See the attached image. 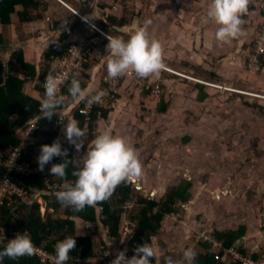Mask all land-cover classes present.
I'll use <instances>...</instances> for the list:
<instances>
[{
	"label": "crops",
	"instance_id": "0c3cea01",
	"mask_svg": "<svg viewBox=\"0 0 264 264\" xmlns=\"http://www.w3.org/2000/svg\"><path fill=\"white\" fill-rule=\"evenodd\" d=\"M34 1L40 3L39 10L44 13L43 18L22 22L19 13L23 11L25 7L21 2H18L14 6L15 13L11 17V24L3 26L0 20V34H3L0 41V62L8 65L12 61L14 54L22 53L25 62L28 65L36 67L37 73L40 76L47 65L50 48L60 41L68 44L78 42L87 34L88 28L87 25L60 0ZM63 1L89 15V17L94 19L96 26L101 27L107 34L122 36L125 39L134 23L142 22L144 19L150 18L152 23L147 26L148 35L150 38L154 37L160 41L165 68L199 78L203 83H223L233 88L240 87L253 94H264V69L261 70L259 74H253L246 70L247 58L254 47V42L260 31L263 20L262 14L258 10L252 11L249 16H245L242 13L241 31L236 36L230 37L225 41H218L214 35L217 25L205 23L202 20L210 0H143L131 6H127V4L120 1L116 4L120 12H114L109 5L105 4L104 9L106 10V14H99V10L95 11L91 8H85L79 0ZM103 44L104 41L101 40V46L105 49ZM106 52L108 55L107 50ZM106 73V58L97 62L96 65L92 66L90 70L87 71L86 75L88 77L85 81L82 79V82L85 88L90 90L89 94L96 92L102 87V77ZM19 76L20 78L25 77L23 74H19ZM242 78L244 81H241ZM37 83L38 78L36 80H31L27 85L26 92L29 96L38 100V97L42 95L36 88ZM161 84L164 85L165 89L170 91L174 90V95L172 97L175 99L183 98L189 91L190 86L193 87L194 85L197 87L198 85H202L199 83L196 85V83L162 70L156 74H150L147 77H138L134 75L133 78H125L122 81L118 106L110 110L106 118H101L99 120L96 134L104 129H109L115 134L124 136L133 147H135L133 142L136 141V139L139 141L142 137L145 139L150 138L151 132L147 128L148 124L144 121L146 118L142 115L143 109H147L148 106H151V108L147 110L149 113L156 108L158 109V106L152 107L154 106L153 101L155 99L160 100L159 104L162 103L161 100L168 103V90L159 98L148 92L149 88H154V86ZM204 86L206 87L205 89H199V87H197V89L194 88L200 92V95L202 94L201 90L207 92L209 96H212L209 91L220 94L211 86ZM258 86L262 87V89L260 90ZM244 99L248 98L244 97ZM80 101L81 100H76L71 103L69 107L62 112V115L65 117L62 120L60 143L66 145L71 144L64 135L63 124L66 123L67 118L75 119L72 114V109ZM256 101L264 103V101ZM167 112H169V108L161 113L164 116ZM136 144L138 146V143ZM83 152L84 149L81 146L79 150L75 149L74 155L80 158ZM136 153L140 160V158H142L140 152L136 150ZM168 170V165H163V167L158 166L157 171L159 172V177H164V174ZM142 174L139 177H130L127 179L132 180L134 184H136L139 179L145 181L146 174ZM151 192L154 195L157 194V191L153 193L152 190ZM197 192L195 188V197L192 199L193 201L196 198ZM41 203L44 204V200L41 201ZM234 208H236V205ZM262 209H264V207ZM248 210L252 212V207ZM244 214L248 215L247 212ZM174 215L180 217V214L167 216L163 222L160 235L154 240V252L158 258V262H153V264H161L163 258L167 255L169 256V252L172 251L175 253L178 251V255H181L184 248L180 250H171L169 248L172 243L176 244V242H178L182 245V243L187 242L186 247L190 245V240L193 238L191 234H193V232L190 233L189 226L185 224L179 225L177 229L175 227L177 230H175V232L174 227L172 228L169 226V217ZM209 219L212 220V218ZM248 219L249 218L246 217L243 222H246ZM75 221L78 230H83V228H79V226L83 225L82 227H84L83 223L85 222L79 219ZM246 225L248 227V224ZM127 226L128 220L124 223V229ZM170 228H172V230H170ZM84 230L88 229L84 227ZM100 231L104 243L103 245L100 244L101 247L95 250L96 253L102 251V256L107 258L108 256H115L117 251L122 250L128 258H131L127 244L125 243L120 246L118 242L123 231H121L119 238L109 237L108 231L103 227L100 228ZM247 233L250 234L249 227L247 228ZM247 239L248 237L245 235L239 242L243 244L246 249L250 248L249 250H252V247H248L250 243L247 242Z\"/></svg>",
	"mask_w": 264,
	"mask_h": 264
},
{
	"label": "trees",
	"instance_id": "16d2710c",
	"mask_svg": "<svg viewBox=\"0 0 264 264\" xmlns=\"http://www.w3.org/2000/svg\"><path fill=\"white\" fill-rule=\"evenodd\" d=\"M18 2H21L25 7L19 13L22 22L39 20L44 17V13L39 10L40 3L34 0H0V20L3 26L11 24V17L15 13L14 6ZM104 6L102 5L99 9V14L103 13ZM99 28L102 29L101 27ZM2 37L3 34L1 33L0 41ZM106 43L107 41H104V47ZM55 44H65L66 48L72 45L63 41ZM53 46L49 50L47 65L40 76L36 67L25 62L22 53L14 54L12 61L8 65L0 62V159L4 162L8 160L11 151L22 145L23 131L33 121H37L40 126V145L51 143L54 139H60L61 137L62 119L55 113L51 118L41 116L42 113L38 108L39 100L32 98L26 92L28 83L38 78L36 88L43 95L44 89L42 85L45 75L53 71L52 66L56 57L64 58L66 55L65 52L60 54L54 51ZM97 62V60L89 57L84 62L83 70L74 73L82 88H85L82 79L85 81L88 77L86 75L87 71L96 65ZM57 73L58 71L54 70V74ZM19 74H23L25 77L20 78ZM67 84L68 82L62 90V94L66 97L65 101L56 109L59 114H62L71 103L76 101L67 94ZM156 86L160 88L158 94H156L155 88H149L148 92L159 98L165 93L162 88L164 85ZM121 87L122 85L119 86L118 90H121ZM197 87L199 89L206 88L203 85H198ZM201 91L204 93L203 90ZM169 95L173 96L174 94H168V99H171ZM203 99H205L204 96ZM84 101L81 100L72 109L73 117L82 129H84L86 116L79 109ZM161 102V112H165L167 106L169 109L172 106L170 101L165 103L164 100H161ZM246 104L252 106V104ZM109 111L96 106L91 113L89 133L85 140L86 143L82 144L84 150L88 142L96 134L99 120L106 118ZM61 147L67 149L66 155L70 158V161L80 160L74 155L76 148L73 144L66 145L61 143ZM22 158L21 160L33 161L31 156L25 154H23ZM61 159V157H53L52 161L47 163V165L50 168L52 163L59 162ZM73 166L71 162L68 164L66 176L63 179L52 176L53 174L49 172L51 175L49 183L51 185H61L65 180L69 182L74 180V177L71 176ZM7 171V167L0 166V179L3 178ZM12 176L25 193L12 195L0 209V231L3 230V233L11 235L18 231L26 230L34 245L43 248L51 254H54V243L57 239L63 238V235H72L75 237L76 244L70 251L66 264H100L105 258L102 256V251H99V253L95 251L104 243L100 228L106 229L109 237L117 238L123 231L124 223L127 220L128 227L133 230L125 241L131 257L134 250L142 244H148L154 252V240L160 235L165 218L182 211L183 207L195 197V184L191 180L182 181L179 185L174 186L170 190L168 189L161 198H149L136 188L132 180L125 179L115 186L107 199L98 201L93 206H85L82 210L75 211L69 207L61 206L55 198V192L48 188V185L42 180L40 175L13 172ZM40 198L44 200L45 212H42L43 203L39 200ZM130 203L133 205L129 206ZM78 219L85 222L83 223L84 225L90 223L93 225V229L78 230L75 221ZM217 227L216 225L214 230L211 231L209 238L196 241V245L193 247L197 253L194 264H237L232 263L226 253V250L233 246H236L242 255H250L249 250L239 242L247 233L248 227L246 225L242 224L228 229H219ZM91 231L94 232L92 233ZM94 235L100 238L101 245H97L94 242ZM262 251L263 253L260 256L252 254V257L259 258L264 256V250ZM167 257L176 259L174 253L172 254L171 252H169ZM153 262H158L155 252ZM0 264L43 263L37 255L33 254L16 259L4 257L3 260H0Z\"/></svg>",
	"mask_w": 264,
	"mask_h": 264
},
{
	"label": "rangeland",
	"instance_id": "374dc122",
	"mask_svg": "<svg viewBox=\"0 0 264 264\" xmlns=\"http://www.w3.org/2000/svg\"><path fill=\"white\" fill-rule=\"evenodd\" d=\"M178 73L185 76H179L182 79L190 77L187 79L193 83H198L194 82L195 79L202 81ZM218 86L249 92L223 83ZM194 87L190 86L181 99L169 95L171 99L168 101L172 106L164 116L159 99H155L152 106H158V109L150 113L147 110L151 106L143 109L142 115L146 118L144 121L151 135L150 138L142 137L133 142L135 151L138 150L142 156V175L146 174L145 181L139 179L134 185L146 197L161 198L168 189L182 181H193L198 191L196 198L177 213L180 217H169V226L174 227V232L179 225L189 226L190 233L193 232L189 247L193 248L196 241L203 239L199 237L209 238L216 225L219 229H228L248 224L250 234L246 233V236L250 243L248 247H252V250L247 249L250 255L260 256L264 250V103L222 91L220 94L209 91L212 96L204 92L198 98L200 92ZM162 88L165 92L168 90ZM258 88L262 89L260 86ZM167 92L173 94L174 90ZM163 165H168L169 170L164 177H159L157 169ZM152 190L157 194H152ZM39 200L43 201V198ZM132 205L130 203L129 206ZM251 207L252 212H249ZM45 210L42 204V212ZM246 212L248 215L244 214ZM246 217L249 219L243 222ZM82 226L79 228L84 230ZM93 239L97 245L100 244L97 235ZM184 243H172L169 249L180 250L186 247L187 242ZM171 253L175 255L174 260L180 259L178 251Z\"/></svg>",
	"mask_w": 264,
	"mask_h": 264
},
{
	"label": "clouds",
	"instance_id": "9594fccd",
	"mask_svg": "<svg viewBox=\"0 0 264 264\" xmlns=\"http://www.w3.org/2000/svg\"><path fill=\"white\" fill-rule=\"evenodd\" d=\"M247 4L248 0H210L202 20L205 23L217 25L214 33L215 38L218 41H225L241 31V14L245 12ZM83 19L87 20L88 17L85 16ZM151 23L150 18L134 23L126 39L122 36L106 34L108 77L116 78L130 70L138 77H147L160 70L180 76L165 70L167 68L163 63L161 43L158 39L150 38L148 35L147 26ZM52 68L53 71L45 75L42 85L44 92L41 97H38V108L43 117L51 118L55 113L63 120L65 116L57 113L56 109L65 101L66 97L60 92V85L67 77L63 74H54L55 65ZM194 82L203 86L209 85L219 93L221 92L217 87H214L218 84H207L199 80ZM241 92L242 90H235L221 93H231L243 98L264 101L263 95L245 91L241 94ZM89 93L90 90L82 88L74 74L67 84V94L74 100H85L88 106L101 102V98L105 94L102 89L93 94ZM63 132L67 140L79 150L84 143V130L78 126V122L75 119L67 118L66 123L63 124ZM66 154L67 149L61 147L59 139H54L51 143L40 145L36 159L38 168L43 170L44 165L52 161L53 157H61L59 162L52 163L49 168L52 176L61 179L66 176L68 164L73 163L71 176L74 177V180L71 182L65 180L54 195L62 207H69L75 211L107 199L121 181L130 177H139L142 174V165L134 147L124 136L115 134L109 129L99 131L93 136L79 161H70ZM75 244V237L72 235H63V238L57 239L54 243V254L51 257L52 264H66ZM33 254L34 245L26 230L16 232L12 238L6 241L3 230L0 231V260H3L4 257L16 259ZM196 255L197 253L192 247H186L182 250L180 259L174 260L165 256L163 264H194ZM153 260V249L148 244H142L134 250L131 258H128L124 251H117L109 264H153Z\"/></svg>",
	"mask_w": 264,
	"mask_h": 264
},
{
	"label": "built area",
	"instance_id": "2783aa9c",
	"mask_svg": "<svg viewBox=\"0 0 264 264\" xmlns=\"http://www.w3.org/2000/svg\"><path fill=\"white\" fill-rule=\"evenodd\" d=\"M65 6H67L75 15H77L81 21H83L88 28V32L81 38L78 42L72 44L70 47L66 48L67 46L55 44L53 46L54 51L62 54L65 52L64 58L60 56L56 57L54 62L55 70L58 71L59 74L65 75L67 78L65 79L64 83L60 85V92L62 93L64 85L69 82L72 78L73 74L78 71L81 72L83 70L84 62L86 59L91 57L92 59L97 60L98 62L104 60L107 57L106 50L101 46V40H106V32L102 31L98 26L93 18L89 17L86 13L81 10H78L68 3L60 0ZM81 4L85 8H91L93 10H99L102 5H109L114 12H120L118 6L116 5L118 2L122 1L127 6H131L132 4H136L138 2H142L143 0H79ZM254 10H258L263 17L262 24L260 31L256 37L254 42V47L250 51L249 56L247 58L246 69L251 73H257L262 70L264 67V0H248V4L246 7L245 12L243 13L245 16H249L250 13ZM103 13L106 14V10H103ZM87 16L88 19L85 20L83 17ZM171 73H176L182 77H185L182 74L177 72L171 71L169 69H165ZM134 72L131 70L126 72L125 74L116 77L110 78L107 76V73L102 77V87L98 90H104V96L101 98V102L93 103L91 106H88L86 102L82 104L79 111L86 116V122L84 125V143L87 134L89 133V124L91 120V113L99 106L101 108L112 110L115 108V105L118 104V95H119V86L122 85V81L125 78L134 77ZM190 78V77H186ZM196 80V79H195ZM220 91H235L229 88H223L222 86H215ZM156 94L159 93V86H154ZM97 90V91H98ZM26 130L23 131V142L20 147H17L15 150L10 152V156L6 162L0 159V166H4L8 168V171L0 179V209L5 205L8 198L12 195L16 194H23L25 193L23 189L14 181L12 176L13 172L22 173V174H37L40 175L42 180L48 185V188L52 191H57L60 187L58 184L51 185L50 181V173H49V166L47 164L44 165L43 170L38 168L37 165V155L39 152V147L41 143V136L39 135L40 126L38 125L37 121H33L26 126ZM83 143V144H84ZM23 154L31 156L33 161L29 160H21L23 159ZM53 211V210H51ZM86 229H93V225L90 223H86L84 225ZM132 229L128 226L123 230L122 236L118 239L119 245L122 246L125 244V240L127 236L132 233ZM4 234L5 241L7 239L12 238L15 234ZM202 235L205 236V233ZM204 238L206 237H199ZM34 245V244H33ZM227 257L232 263L237 264H264V256L259 258H253L252 255H242L241 252L237 249L236 246H233L226 250ZM34 254L37 255L40 261L43 264L52 263L51 257L53 254L47 252L43 248L34 245ZM114 257L104 258L100 264H109L111 259Z\"/></svg>",
	"mask_w": 264,
	"mask_h": 264
}]
</instances>
